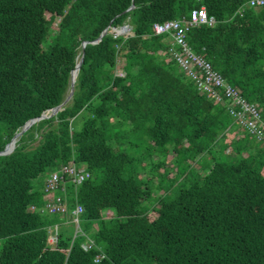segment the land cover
I'll list each match as a JSON object with an SVG mask.
<instances>
[{"label": "trees", "instance_id": "16d2710c", "mask_svg": "<svg viewBox=\"0 0 264 264\" xmlns=\"http://www.w3.org/2000/svg\"><path fill=\"white\" fill-rule=\"evenodd\" d=\"M247 1L0 0V151L64 101L83 51L67 102L0 154V264H264V141L199 92L169 58L170 34L153 32L204 7L215 21L192 25L187 44L264 119V4ZM70 160L88 177L66 184L64 217L29 211L48 198L37 178ZM76 203L71 237L57 226Z\"/></svg>", "mask_w": 264, "mask_h": 264}, {"label": "built area", "instance_id": "2783aa9c", "mask_svg": "<svg viewBox=\"0 0 264 264\" xmlns=\"http://www.w3.org/2000/svg\"><path fill=\"white\" fill-rule=\"evenodd\" d=\"M263 4L264 0H248L246 2L247 7L255 8ZM240 10L241 8L237 11ZM214 21V18L208 16L204 7L201 6L192 9L188 19H170L154 23L153 32L155 34H170L172 41L168 50L169 58L174 60L180 70L194 82L199 92L206 94L214 102L220 104L226 102L229 113L235 118L238 125L257 140L264 141V119L257 108L248 103L236 87L227 83L221 74L213 69L203 53L194 52L185 40L186 32L192 25L198 23L212 24ZM112 29L114 36H116L128 33L130 28L127 24H124L119 28L113 27ZM116 73L120 76L124 75L122 70H117ZM87 177L88 172L83 163L70 160L60 165L56 170L48 172L44 178L43 190L48 195L46 201L39 207L30 205L27 209L29 211L38 210L41 213L65 215L67 213L66 184L72 182L75 185L74 189H76V185ZM82 211L83 208L76 203L70 212V219L67 221L74 224L77 231H79L78 215ZM112 212L111 209H106L104 216L114 215ZM82 245L85 249L95 246L93 240L86 235ZM104 256V253L100 251L95 255L94 260L99 261Z\"/></svg>", "mask_w": 264, "mask_h": 264}, {"label": "rangeland", "instance_id": "374dc122", "mask_svg": "<svg viewBox=\"0 0 264 264\" xmlns=\"http://www.w3.org/2000/svg\"><path fill=\"white\" fill-rule=\"evenodd\" d=\"M46 18L51 21L52 28L56 29V24H57V22L59 20V16L53 15V14H50V13H46ZM171 157H172V155L169 154L167 156V158H166L167 159L166 163H168L169 165H170ZM152 159H153V161H156V157H153ZM159 171L162 172L164 175H166L168 177V178H163V183L165 184V183L170 182L172 184V188L170 189V192H168V193L170 195H174L175 192L178 189V183L175 182V179L173 178V173L174 172L172 171V172L166 174L162 167L159 168ZM44 178H45V174L40 175L37 178V182L42 183ZM159 179L160 178H158V179L155 178L154 179V182L156 183V185L158 184L157 182H158ZM179 185H181V184H179ZM156 191H157V189L155 188L153 190V196H158L160 193H162V189H158V191L157 192ZM112 214H114V212H112ZM65 222L60 224V225H58L57 226V227H59L58 229H63L65 233H67L68 235L73 237L78 232L76 227H75V225L70 223V222H67V221H65ZM55 228H56L55 226H52V227H49V229H48V243L50 245H53V241H55V236H56Z\"/></svg>", "mask_w": 264, "mask_h": 264}, {"label": "water", "instance_id": "95a60500", "mask_svg": "<svg viewBox=\"0 0 264 264\" xmlns=\"http://www.w3.org/2000/svg\"><path fill=\"white\" fill-rule=\"evenodd\" d=\"M107 29L108 27H106L102 32L101 34L98 36L97 40H99L104 34H106L107 32ZM96 40L92 41V42H95ZM88 41H82L81 43V46H82V50L84 49L86 43ZM83 61V51H82V54L79 58V61L78 63L76 64L75 68L71 71V89H70V92L69 94L67 95V97L64 99V101H62L60 104H58L57 106L51 108V109H48L46 110L45 112H43L39 117H36V118H32L30 119L29 121H27L23 126L22 128L20 129V131H18L17 133H15L13 135V137L11 138V140L5 145V147L3 148V150L0 151V154H9L10 152H12V150L14 149L15 147V142L17 141V139L19 138V136L24 132L26 131L33 123H35L36 121L40 120V119H44V118H48L52 115H54L58 110H60L62 108V106L67 102V100L71 97V94L73 92V84H74V81H75V77H74V74L73 72L76 71L77 73V70L79 69V66L81 64V62ZM76 76V75H75ZM11 146V147H10Z\"/></svg>", "mask_w": 264, "mask_h": 264}, {"label": "bare ground", "instance_id": "6f19581e", "mask_svg": "<svg viewBox=\"0 0 264 264\" xmlns=\"http://www.w3.org/2000/svg\"><path fill=\"white\" fill-rule=\"evenodd\" d=\"M73 74H74V77H75V75H76V71H74ZM10 147H11V146H10Z\"/></svg>", "mask_w": 264, "mask_h": 264}, {"label": "crops", "instance_id": "0c3cea01", "mask_svg": "<svg viewBox=\"0 0 264 264\" xmlns=\"http://www.w3.org/2000/svg\"><path fill=\"white\" fill-rule=\"evenodd\" d=\"M62 217H64V215H63ZM65 221H68V219L64 220V222H65ZM65 223H66V222H65ZM55 230H56V228H55Z\"/></svg>", "mask_w": 264, "mask_h": 264}]
</instances>
